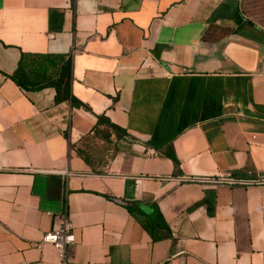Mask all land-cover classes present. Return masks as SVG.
<instances>
[{"label": "crops", "instance_id": "obj_1", "mask_svg": "<svg viewBox=\"0 0 264 264\" xmlns=\"http://www.w3.org/2000/svg\"><path fill=\"white\" fill-rule=\"evenodd\" d=\"M22 52L70 55L88 107L20 87ZM100 114L116 151L89 147ZM262 177L264 0H0V264H60L61 219L67 264H264Z\"/></svg>", "mask_w": 264, "mask_h": 264}, {"label": "trees", "instance_id": "obj_2", "mask_svg": "<svg viewBox=\"0 0 264 264\" xmlns=\"http://www.w3.org/2000/svg\"><path fill=\"white\" fill-rule=\"evenodd\" d=\"M238 27L241 29L245 25V18L242 13L236 15ZM72 57L61 53H42V52H22L18 66L10 77L22 88L27 90H39L45 87H54L56 89L55 101L57 103L65 100L71 101L75 106L88 107L84 102L74 96L72 92ZM93 135L101 142L90 145L92 149L112 148L116 151V141L126 137L128 131L112 122L105 114L98 115V121L93 127ZM100 144V145H99ZM81 155L88 161L87 151L78 148ZM167 156L173 159L176 168H179L180 162L172 149L165 150ZM112 153L109 156L112 157ZM138 202L127 201L131 212H135ZM138 215V214H137ZM143 225L152 233L155 240L173 236L171 227L164 218L162 212L158 209L153 215H148L141 219Z\"/></svg>", "mask_w": 264, "mask_h": 264}, {"label": "built area", "instance_id": "obj_3", "mask_svg": "<svg viewBox=\"0 0 264 264\" xmlns=\"http://www.w3.org/2000/svg\"><path fill=\"white\" fill-rule=\"evenodd\" d=\"M50 37H53L54 34H49ZM228 183L235 184L242 182L236 178H229L225 180ZM254 183L264 184V177L261 179L253 180ZM252 183V182H251ZM77 236L74 231L73 223L68 219H61L47 231L41 241L38 243V246L49 243L52 244L58 251L62 262L60 264H67L65 261L67 249L76 243Z\"/></svg>", "mask_w": 264, "mask_h": 264}]
</instances>
